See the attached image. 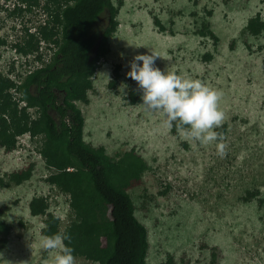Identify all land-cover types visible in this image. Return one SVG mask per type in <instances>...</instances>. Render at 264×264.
<instances>
[{
	"label": "rangeland",
	"instance_id": "1",
	"mask_svg": "<svg viewBox=\"0 0 264 264\" xmlns=\"http://www.w3.org/2000/svg\"><path fill=\"white\" fill-rule=\"evenodd\" d=\"M14 3L0 0V73L20 82L50 60L54 45L42 41L26 56L15 50L45 16L41 6L11 14ZM257 15L264 20V0H123L87 101L74 102L86 143L113 158L134 149L148 166L128 190L147 232L146 264H264V30L245 28ZM150 50L162 71L222 93L224 120L215 130L225 156L216 142L186 139L141 105L142 90L126 73L135 54ZM10 94L18 110L25 106ZM26 112L37 116L35 108ZM15 141L12 149L0 147V222L8 228L0 233V264H50L54 252L40 247L46 216L31 215L29 205L44 198L62 232L72 218L69 197L47 182L52 170L38 152L42 138ZM29 165V180L12 183L10 175Z\"/></svg>",
	"mask_w": 264,
	"mask_h": 264
},
{
	"label": "trees",
	"instance_id": "2",
	"mask_svg": "<svg viewBox=\"0 0 264 264\" xmlns=\"http://www.w3.org/2000/svg\"><path fill=\"white\" fill-rule=\"evenodd\" d=\"M116 2L15 0L11 14L41 6L45 16L36 29L25 30L23 40L14 44L15 50L26 56L43 41L52 43L54 52L46 64L20 82L0 73V147L12 149L23 134L42 138L38 152L52 170L47 182L68 195L72 212L70 223L60 232L58 219L46 213L47 201L33 198L31 215L46 216L43 236L68 234L70 240L64 243L73 248L74 257L96 264H146L147 232L134 215L128 190L148 166L134 149L113 158L103 147L86 143L84 119L74 103L87 101L90 79L117 25L115 17L123 0ZM245 28L259 34L264 20L257 15ZM3 43L0 40V46ZM11 91L25 102L23 108L18 110ZM28 108L36 109L34 119L26 112ZM177 128L174 123L172 130ZM32 167L12 173L11 182L20 185L29 180ZM7 230L0 222V233Z\"/></svg>",
	"mask_w": 264,
	"mask_h": 264
},
{
	"label": "clouds",
	"instance_id": "3",
	"mask_svg": "<svg viewBox=\"0 0 264 264\" xmlns=\"http://www.w3.org/2000/svg\"><path fill=\"white\" fill-rule=\"evenodd\" d=\"M157 57L160 56L150 50V53L135 54L129 61L126 75L142 90L141 105L148 111L160 113L167 127L175 123L186 139L200 145L216 142L217 154L225 156L223 135L215 130L224 120V112L219 107L222 93L198 79L162 71L155 66ZM66 240H70L66 233L44 236L40 240L43 250L54 252L50 264H76L74 250L64 243Z\"/></svg>",
	"mask_w": 264,
	"mask_h": 264
}]
</instances>
